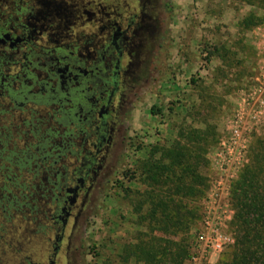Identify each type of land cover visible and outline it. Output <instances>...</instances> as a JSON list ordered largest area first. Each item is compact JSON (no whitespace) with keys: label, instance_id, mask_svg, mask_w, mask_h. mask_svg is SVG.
<instances>
[{"label":"flooded vegetation","instance_id":"af4514ba","mask_svg":"<svg viewBox=\"0 0 264 264\" xmlns=\"http://www.w3.org/2000/svg\"><path fill=\"white\" fill-rule=\"evenodd\" d=\"M163 1L0 0V225L41 234L48 264L75 249L138 91L162 71Z\"/></svg>","mask_w":264,"mask_h":264},{"label":"rangeland","instance_id":"374dc122","mask_svg":"<svg viewBox=\"0 0 264 264\" xmlns=\"http://www.w3.org/2000/svg\"><path fill=\"white\" fill-rule=\"evenodd\" d=\"M163 2L162 71L138 91L125 123V138L90 196L75 249L66 256L62 247L55 264H144L140 249L145 244L183 238L190 246L188 264H218L230 253L227 199L241 167L237 169L235 162L233 173L227 175L224 163L235 159L242 163L244 151L248 155L255 141L264 139V106L256 115L251 111L257 101L253 95L258 87L257 28L264 27V20L247 29L241 23L249 14L264 19V11L228 0ZM3 8L9 11L10 5ZM202 96L209 105H202ZM198 133L210 136L205 143L191 144L190 138ZM201 146L206 148L207 166L199 175L207 188L201 200L182 201L191 203L197 213L193 218L186 215L182 228L177 224L173 232H161L162 224L150 218L156 206L149 195L163 198L168 182L163 178L155 187L132 173L150 159L163 162L167 152L179 147L195 151ZM0 226L5 230L0 264H48L49 248L41 234L29 237L24 227ZM225 242L217 250L215 245ZM128 250L135 253L129 259Z\"/></svg>","mask_w":264,"mask_h":264},{"label":"trees","instance_id":"16d2710c","mask_svg":"<svg viewBox=\"0 0 264 264\" xmlns=\"http://www.w3.org/2000/svg\"><path fill=\"white\" fill-rule=\"evenodd\" d=\"M228 1L264 11V0ZM263 20L249 14L241 25L247 29L256 26L257 21ZM155 63L152 68L158 65L155 69L162 70V58L157 59ZM147 72H150V67L142 69L134 81L141 83L149 76ZM201 101L203 106L210 104L206 97L202 96ZM180 134L182 139V131ZM202 134L195 135V139L191 137L193 141L190 143H205L210 135L205 133L201 136ZM199 148L198 151H192L179 147L175 151L167 152L163 162L150 159L143 168L132 173L135 175L138 172L144 177V183L153 184L155 187L159 186L163 178L168 182L163 198L149 195L151 205L156 206L151 209L150 218L155 220V223L162 224L161 229L159 228L161 232H173L177 224L182 228L185 216L190 215L193 218L197 213L189 206L192 202L201 200L207 188L205 178L199 175L203 167L207 166L206 148ZM247 158L246 165L232 185L229 199L233 216L228 227L234 242L229 247L230 253L226 255L225 260L218 264H264V139L255 141ZM183 200H190L191 203H182ZM134 254L130 250L125 253L127 259ZM140 255L144 264H188L190 246L184 238L176 243L152 240L140 249Z\"/></svg>","mask_w":264,"mask_h":264},{"label":"built area","instance_id":"2783aa9c","mask_svg":"<svg viewBox=\"0 0 264 264\" xmlns=\"http://www.w3.org/2000/svg\"><path fill=\"white\" fill-rule=\"evenodd\" d=\"M257 30L259 31V50H258V64H259V69H258V87L257 89L253 92V95L255 97H257V101L255 103V106L251 109V111L256 115L258 113V107L260 109H262V107L264 106V27H258ZM251 115H249L250 117ZM235 136L238 138V143H240L241 139L239 138V136L235 133ZM240 160L236 159L231 163V162H226L224 163V173L229 175L232 174L234 169H232L233 165L238 163V168L240 167V170L243 169L244 165H246L247 163V152L244 151V159L243 162L240 163ZM236 162V163H235ZM230 199V197H229ZM227 199V207L229 206L230 208V212H231V216H230V221H228L227 223V227L229 226L232 216H233V212L231 210V205H230V200ZM226 242L228 247H230L231 245H233V239H232V235H230L229 239H226ZM226 242L224 244H220V245H215V247L217 248V250H221L223 248V246L226 244ZM225 246V247H226Z\"/></svg>","mask_w":264,"mask_h":264}]
</instances>
